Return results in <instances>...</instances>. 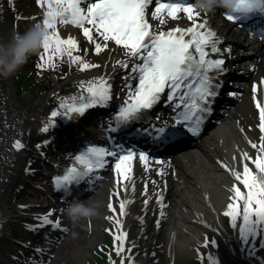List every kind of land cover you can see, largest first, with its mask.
I'll use <instances>...</instances> for the list:
<instances>
[{
    "label": "bare ground",
    "instance_id": "obj_1",
    "mask_svg": "<svg viewBox=\"0 0 264 264\" xmlns=\"http://www.w3.org/2000/svg\"><path fill=\"white\" fill-rule=\"evenodd\" d=\"M58 1L61 4L66 1L75 9L79 4V0ZM109 1H96L88 6L87 13L105 22L119 52L112 58H104V70L86 71L76 81L56 84V97L52 101L55 107H52L50 118H45L42 112L25 116L13 101V83L10 81L13 38L5 18L8 1L0 0L1 89L12 97L8 110L11 118L8 119L11 120L9 128L13 131L12 135L10 132L4 136L0 133V197L7 186L9 174L20 172L15 170L14 164L23 159V143L35 125L60 123L63 126L64 117L76 119L77 114H91L92 111L88 109L102 101L103 88L108 93L110 102L116 104L142 101L147 98L151 89L157 87L163 90L166 101L182 93L185 81L178 77V69L172 70L163 67L164 65L150 68L147 74L153 79L149 81L140 76L145 70L144 61L153 54L154 42L164 37L168 30L205 23L218 31L216 33L221 45L235 47L232 54H226L234 61L228 62L229 65H236L240 71L258 76L255 88L232 115L235 121L231 118L219 134L209 138L207 142L170 154L164 159L149 157L144 152L135 151V148L123 151L114 162L118 164L117 169L114 163L110 169L115 173L114 182L105 185V189H100L96 194H88L69 210L78 224L50 253L52 257L57 255L54 264H72L79 257L86 260L87 253H91L94 244L101 241L102 226L108 227L111 221H115L118 255L125 250L130 232L135 231L136 240L132 248L138 251V255L143 254L135 264H153L160 241L165 239L168 241L161 264H176L179 258L199 256L209 233L227 238L224 219L229 212L235 219V231L239 235L248 234L246 217L237 214L235 202H241L243 207L248 208L253 201L251 191L249 195L247 192L237 191L232 184L253 187V190L260 193L254 200L260 202L259 196L264 197V52L257 50L254 42L233 27L207 17L202 12L159 6L153 10L149 5L132 21H126L111 10ZM24 5L27 11L32 9L28 3L24 2ZM86 16L87 14L79 11L75 14L76 21L83 20ZM162 19L165 21L163 25L160 24ZM70 29L74 37L75 30ZM226 32L231 34V38L234 37V42L229 41L230 37L225 36ZM120 44L124 47H119ZM5 46L9 52L7 56L1 53ZM100 64L99 62L97 66ZM248 115L251 120L247 119ZM101 117L102 113L98 116V121ZM95 119L89 118L91 122L96 121ZM8 143L11 148H8ZM93 156L101 161L109 158V154L101 149H97ZM129 165H132L130 172ZM254 166L259 173L253 178ZM153 174L157 176L154 178ZM34 185L40 183L35 182ZM253 190L254 196L256 192ZM114 195L120 201V211L116 209ZM174 197L178 199V209L172 200ZM255 212L260 219V208ZM42 213L44 212L39 211L37 214ZM11 214L12 209L5 198L0 202V234L11 228L8 225ZM72 225L70 223L69 226ZM240 251V255L245 257L242 249Z\"/></svg>",
    "mask_w": 264,
    "mask_h": 264
},
{
    "label": "rangeland",
    "instance_id": "obj_2",
    "mask_svg": "<svg viewBox=\"0 0 264 264\" xmlns=\"http://www.w3.org/2000/svg\"><path fill=\"white\" fill-rule=\"evenodd\" d=\"M7 1L8 6L5 18L8 31L13 38L12 52L14 54L12 56L11 72L16 105L19 110L24 112L25 116L42 112L45 118H50L49 115L52 112V107H55L54 102L52 103L56 97L54 86L69 80L76 81L86 71L104 70V58L114 57L119 52V48L113 43L115 40L111 37L110 29L106 26L105 22L87 13L89 10L88 6L95 4L96 0H79L76 9L68 5L66 1L61 4L58 0ZM24 2L31 5L32 9L27 11ZM78 11L87 14V16L83 20L76 21L75 14ZM22 17L33 23L29 37L26 38L18 31L20 28L18 19ZM164 23L165 21L162 19L160 24L163 25ZM70 28L75 30L74 37H72V29ZM44 36H47L46 39ZM27 42L30 44L27 45ZM59 46L65 50L68 60L65 64L67 67L65 73L63 74L62 72L57 76L55 73L45 74L42 71H35L37 67H42L45 57L43 56L44 53L47 52L53 56ZM119 47H124V45L120 44ZM1 53L3 56H7L9 53L8 48L6 46L3 47ZM99 62L101 64L97 66ZM27 68L29 69L27 70ZM38 117L41 118L40 116ZM247 119L251 120V116L248 115ZM232 121H235L234 118H232ZM248 126L253 128L252 125ZM54 129L55 125L48 123V125L37 124L30 131L27 140L23 143V149H21L23 159L19 163L14 164L15 170H19L20 172L19 174L13 172L9 174L7 186L2 192L3 196L1 195L0 197V202L6 198L12 209V218L8 225H16L14 228L16 235L20 236L21 228L27 226L32 221L30 214L27 212L30 209H47L49 212L62 215L63 211L67 213L66 211L75 206L71 205L70 207V205L64 202L63 198L53 193L55 191L53 180L50 176L42 174L48 172V167L46 166V169L42 166L36 168V163L40 160L39 157L47 156V158H53L54 161H49V164L45 163V165H53L56 169H60L63 166L65 159L74 160L76 162L74 166L81 168L89 167L92 163L95 165L100 160L96 156H93L99 147L92 143H81L78 146L72 145L70 138L67 137L66 140L62 141L61 139L60 142L64 148H53L50 146V140L55 138ZM6 133H9V131H6ZM10 133L12 135L13 131L11 130ZM7 146L11 148L9 143ZM41 146L48 147L49 150L43 152L41 151L42 148L40 149ZM99 146L103 148L105 153L110 152L104 145ZM111 162L112 158H109L104 163L106 167L104 173L108 176L113 174L109 168ZM131 169L132 165H129L128 171L130 172ZM252 173L253 178L256 176V173H259L255 166ZM156 176L157 174H153L154 178ZM114 178L115 176L107 181L105 185H111L115 180ZM32 181L34 183L39 182L40 185L36 186L35 189L28 187L24 190L23 186H29ZM235 186L237 187L234 188L240 192H243L245 189V186L242 185ZM101 189H105V186ZM249 189L253 198L252 203L248 207L249 210H247L248 208L246 209V206L242 207V204L237 201V214L240 213V215L246 217L248 234L239 235L235 231L236 227L234 228L235 219L228 215L224 219L228 232L227 238H222L216 233H209L205 239V246L199 251V256L193 255L190 258H179L176 264H197V262L198 264H232V262L236 264H249L248 260L254 261L249 255L253 253L250 251L252 247H255L259 253L264 252V214H262L264 197L259 196L261 197L260 202L254 200V197L256 198L260 193L255 189L253 190L251 186ZM252 190L256 192L254 196ZM113 198L116 209L120 211L118 196L114 195ZM172 200L177 206L178 199L174 197ZM176 208L178 209L179 207L177 206ZM258 208H260L262 214L260 219L255 212ZM18 220L20 222H17ZM115 225L117 223L111 221L108 227L102 226L101 241L94 244V247L91 248V253L86 252L88 259L84 260L79 257L72 264H106L109 260L112 264H135L134 262L143 256V254L138 255V251L132 248L134 247L133 242L136 240L135 231L130 232L125 243V250L118 255V240L116 238ZM167 241L166 239L162 242L160 241V248L156 251L153 264H161V257L166 252L165 245H167ZM35 243L36 245L27 244L29 247L36 246V248H40L38 252H34L40 256L36 258L27 257L29 260L23 264H54L57 261V255L52 258L44 253H52L53 251L41 249L42 245L38 242ZM48 245L53 248L52 244ZM5 248L10 249L9 255H6L3 251ZM241 249L247 259L240 255ZM31 252L33 253V251ZM20 261L23 262V259L14 252V247L0 240V264H17ZM57 264L64 263L59 262ZM258 264L263 263L258 262Z\"/></svg>",
    "mask_w": 264,
    "mask_h": 264
},
{
    "label": "trees",
    "instance_id": "obj_3",
    "mask_svg": "<svg viewBox=\"0 0 264 264\" xmlns=\"http://www.w3.org/2000/svg\"><path fill=\"white\" fill-rule=\"evenodd\" d=\"M19 23H20V28L18 31H20L22 34V36L24 38L26 37H29V33L31 31V29L33 28V23L31 22H26V21H23L22 19H19ZM27 45H29L30 43H26ZM44 60L42 62V67H37V69L35 70V67H34V70L35 71H42L45 72V74H56L57 76L63 72V74L65 73V70H66V66L65 64L67 63V57H66V53H65V50H63L61 48V46L58 47L57 50H55V54L53 56L49 55L47 52L44 53ZM29 68H27L28 70ZM43 149V150H47L45 148V146H41L40 149ZM37 150V149H35ZM68 163V162H67ZM5 253L8 252V249L5 248L3 250ZM108 262V261H107ZM106 262V264H107ZM109 264V262H108ZM232 264H236L235 262H232Z\"/></svg>",
    "mask_w": 264,
    "mask_h": 264
},
{
    "label": "water",
    "instance_id": "obj_4",
    "mask_svg": "<svg viewBox=\"0 0 264 264\" xmlns=\"http://www.w3.org/2000/svg\"><path fill=\"white\" fill-rule=\"evenodd\" d=\"M10 81L13 83V76H10ZM2 86V81H1V75H0V133L4 136L8 133L6 131H11L9 128L11 121L8 118H11L9 110V104L12 101V97L9 94H6L4 91L1 89ZM14 93H13V101L16 104L15 98H14ZM17 106V105H16ZM1 140V139H0Z\"/></svg>",
    "mask_w": 264,
    "mask_h": 264
}]
</instances>
